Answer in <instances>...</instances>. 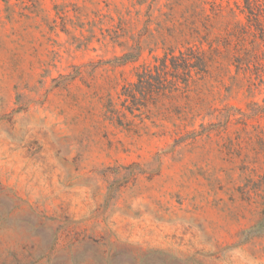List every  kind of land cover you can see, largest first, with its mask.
I'll return each mask as SVG.
<instances>
[{"label":"rangeland","instance_id":"obj_1","mask_svg":"<svg viewBox=\"0 0 264 264\" xmlns=\"http://www.w3.org/2000/svg\"><path fill=\"white\" fill-rule=\"evenodd\" d=\"M0 264H264V0H0Z\"/></svg>","mask_w":264,"mask_h":264},{"label":"trees","instance_id":"obj_2","mask_svg":"<svg viewBox=\"0 0 264 264\" xmlns=\"http://www.w3.org/2000/svg\"><path fill=\"white\" fill-rule=\"evenodd\" d=\"M246 4H249L248 2ZM171 62V61H170ZM197 64H202V59L201 58H198L197 59ZM160 64L158 66H160L161 68H165L166 67V60H161L159 62ZM171 65L174 69H179L180 67L177 65V63L175 62V60H172L171 62ZM183 65H186V61L184 60L183 61ZM151 72L149 71H146L144 73H141L140 75H138V79H139V82H140V87L142 90H146V91H150L153 87V84H152V80L153 78L151 77L152 75L150 74ZM190 77V76H189ZM135 92L137 91H134L133 96L132 98L135 99Z\"/></svg>","mask_w":264,"mask_h":264}]
</instances>
